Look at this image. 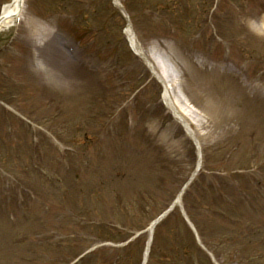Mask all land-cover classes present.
I'll use <instances>...</instances> for the list:
<instances>
[{"label": "rangeland", "instance_id": "374dc122", "mask_svg": "<svg viewBox=\"0 0 264 264\" xmlns=\"http://www.w3.org/2000/svg\"><path fill=\"white\" fill-rule=\"evenodd\" d=\"M119 2L187 98L202 155L187 212L214 264H264V0ZM126 26L114 0H25L0 32V264H111L115 250L140 264L148 228L194 174L197 148ZM171 227L157 264H211L177 214Z\"/></svg>", "mask_w": 264, "mask_h": 264}, {"label": "bare ground", "instance_id": "6f19581e", "mask_svg": "<svg viewBox=\"0 0 264 264\" xmlns=\"http://www.w3.org/2000/svg\"><path fill=\"white\" fill-rule=\"evenodd\" d=\"M114 1L118 5L119 0H114ZM23 3H24V0H12L9 4L3 6L0 12V32H3L13 27L12 24L14 23V20L18 18V16L20 15L23 9ZM261 28L264 29V25H262ZM125 32L127 36L129 37V40L133 48L139 53V55L147 59L148 55L140 46L139 41L137 40V37L130 24L127 25ZM149 57L152 60H154V63L157 66L156 70L153 67L151 68H153L156 75L164 83V87H165L164 100L170 106L171 109L176 111V108L178 106L177 104L178 101L177 103L173 101L172 93L173 91L176 93L178 88L176 89L175 83H174L175 82L174 80L175 79V75H174L175 69L173 65H171L170 63L172 61L170 60V58L161 55L159 52L154 51L153 49L150 50ZM157 71H159V73Z\"/></svg>", "mask_w": 264, "mask_h": 264}]
</instances>
